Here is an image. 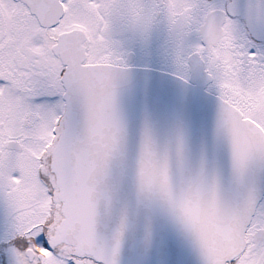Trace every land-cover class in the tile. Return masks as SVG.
<instances>
[{
	"label": "snow or ice",
	"instance_id": "6c2138e0",
	"mask_svg": "<svg viewBox=\"0 0 264 264\" xmlns=\"http://www.w3.org/2000/svg\"><path fill=\"white\" fill-rule=\"evenodd\" d=\"M0 264H264V0H0Z\"/></svg>",
	"mask_w": 264,
	"mask_h": 264
}]
</instances>
